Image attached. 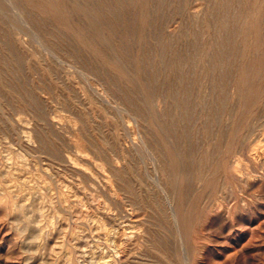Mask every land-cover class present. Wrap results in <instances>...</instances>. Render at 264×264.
<instances>
[{"label": "rangeland", "instance_id": "374dc122", "mask_svg": "<svg viewBox=\"0 0 264 264\" xmlns=\"http://www.w3.org/2000/svg\"><path fill=\"white\" fill-rule=\"evenodd\" d=\"M19 1L0 264H264V0Z\"/></svg>", "mask_w": 264, "mask_h": 264}, {"label": "bare ground", "instance_id": "6f19581e", "mask_svg": "<svg viewBox=\"0 0 264 264\" xmlns=\"http://www.w3.org/2000/svg\"><path fill=\"white\" fill-rule=\"evenodd\" d=\"M39 1V0H38ZM49 2H51L52 3V5H51V7H50V9H55L54 11H56V12H61V11H63L62 9H61V6L60 5H58V3H55V0H48ZM14 2V1H13ZM20 2V4H21V0L19 1ZM25 2H27V1H25ZM15 3H16V0H15ZM14 3V4H15ZM35 3V2H34ZM50 3V4H51ZM228 3V2H227ZM252 4V3H251ZM18 5V4H17ZM35 5H37V4H35ZM63 6V5H62ZM90 6V5H89ZM16 8H17V6H16ZM37 8V7H36ZM40 9H41V6H40ZM47 9H48V7H47ZM93 9V8H92ZM66 10V9H65ZM103 11V10H102ZM224 11V10H223ZM49 14V13H48ZM64 17V16H63ZM218 18V17H217ZM239 18V17H238ZM58 19V18H57ZM59 20H60V18H59ZM72 22V21H71ZM63 23V22H62ZM202 25V24H201ZM242 28V27H241ZM56 30V29H55ZM241 30V29H240ZM224 33V32H223ZM87 36V35H86ZM207 36V35H206ZM241 42V41H240ZM123 43V42H122ZM248 43V42H247ZM230 44V43H229ZM26 45V44H25ZM217 45V44H216ZM188 46V45H187ZM233 46V45H232ZM240 46V45H239ZM91 47H93L92 45H91ZM227 47V46H226ZM190 48V47H189ZM234 49V48H233ZM127 50V49H126ZM10 52V51H9ZM188 52V51H187ZM211 53H212V51H211ZM117 55V54H116ZM260 55V54H259ZM118 62V61H117ZM235 62V61H234ZM198 65V64H197ZM47 66V65H46ZM116 68H117V66H116ZM211 70V69H210ZM19 72V71H18ZM149 76V75H148ZM129 77V76H128ZM211 78V77H210ZM180 79V78H179ZM150 80V79H149ZM155 80V79H154ZM209 80V79H208ZM139 81V80H138ZM146 81V80H145ZM120 82V81H119ZM181 82V81H180ZM209 84V83H208ZM215 87V86H214ZM146 89V88H145ZM219 90V89H218ZM197 91V90H196ZM183 92V91H182ZM228 93V92H227ZM158 94V93H157ZM247 94H249V93H247ZM3 95V94H2ZM252 96V95H251ZM177 97V96H176ZM205 97V96H204ZM254 97V96H253ZM38 98V97H37ZM39 100V99H38ZM257 100V99H256ZM155 106H156V104H155ZM205 107V106H204ZM14 114H16V113H14ZM138 117V116H137ZM14 121V120H13ZM135 122V121H134ZM183 123V122H182ZM10 124V123H9ZM173 124V123H172ZM219 125V124H218ZM214 127V126H213ZM134 129V128H133ZM167 130V129H166ZM10 133V132H9ZM21 135V134H20ZM128 136V135H127ZM171 136V135H170ZM21 137V136H20ZM105 137V136H104ZM144 137V136H143ZM18 138H19V136H18ZM146 139V138H145ZM158 140V139H157ZM181 140V139H180ZM107 142V141H106ZM18 143V142H17ZM111 143V142H110ZM143 144V143H142ZM146 147V146H145ZM112 148V147H111ZM27 153V152H26ZM179 153V152H178ZM45 154V153H44ZM163 154V153H162ZM123 160V159H122ZM133 161V160H132ZM159 161V160H158ZM89 162V161H88ZM176 162V161H175ZM142 163H143V161H142ZM219 164V163H218ZM121 165V164H120ZM176 165V164H175ZM124 166V165H123ZM134 167V166H133ZM164 170V169H163ZM167 172V171H166ZM180 176V175H179ZM150 178V177H149ZM155 178V177H154ZM153 178V179H154ZM192 180V179H191ZM101 182V181H100ZM106 186V185H105ZM29 187V186H28ZM56 187V186H55ZM161 189V188H160ZM165 190V189H164ZM109 191V190H108ZM148 192V191H147ZM160 192V191H159ZM214 192V191H213ZM141 193V192H140ZM180 193V192H179ZM57 194V193H56ZM178 194V193H177ZM133 195V194H132ZM176 195V194H175ZM180 195V194H179ZM114 196V195H113ZM167 196V195H166ZM163 197V196H162ZM166 198V197H165ZM100 200V199H99ZM170 201V200H169ZM15 202V201H14ZM178 204H179V202H178ZM177 204V205H178ZM135 205V204H134ZM172 205V204H171ZM182 205V204H181ZM199 206H201V205H199ZM122 209V208H121ZM134 210V209H133ZM70 211V210H69ZM68 211V212H69ZM123 212V211H122ZM116 214V213H115ZM173 214H175V213H173ZM133 215V214H132ZM98 216V215H97ZM174 216V215H173ZM109 217V216H108ZM111 217V216H110ZM124 219V218H123ZM120 224V223H119ZM128 224V223H127ZM109 225V224H108ZM107 225V226H108ZM118 228V227H117ZM115 231V230H114ZM138 231V230H137ZM161 231V230H160ZM3 234V233H2ZM158 234V233H157ZM164 234V233H163ZM125 236V235H124ZM157 237V236H156ZM129 238V237H128ZM134 238V237H133ZM120 240V239H119ZM132 240V239H131ZM112 249V248H111ZM124 250V249H123ZM136 255V254H135ZM144 255V254H143ZM119 261V260H118ZM106 263H108V262H106ZM116 263V262H115Z\"/></svg>", "mask_w": 264, "mask_h": 264}]
</instances>
